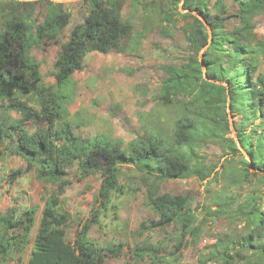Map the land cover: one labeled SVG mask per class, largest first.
I'll return each instance as SVG.
<instances>
[{
  "label": "trees",
  "instance_id": "16d2710c",
  "mask_svg": "<svg viewBox=\"0 0 264 264\" xmlns=\"http://www.w3.org/2000/svg\"><path fill=\"white\" fill-rule=\"evenodd\" d=\"M127 1L83 0L88 14L60 46L52 88L30 49L55 39L71 14L51 0H0V110L20 115L9 128L0 124V151L22 161L11 171L12 181L35 170L44 191L36 234V208H0V262H20L28 251L26 264H104L108 253L119 257L122 244L101 246L90 230L116 208L114 199L145 193V205L160 215L151 227H170L176 249L190 235L198 251L203 224L229 220L233 234L204 245L210 253L198 264H264V40L255 23L264 0H235V15L226 0H183L185 12L181 0H130L131 14L124 19ZM42 3L48 6L45 22L35 26L24 10ZM138 13L146 30L166 29L172 36L183 31L189 55L180 66H161L166 78L153 96L155 106L139 114L147 135L125 148L107 135L81 138L62 122L73 75L88 54L118 51L124 41L130 45ZM231 19L235 24L228 27ZM135 38L141 40L140 34ZM189 178L223 186V203L214 210L206 205L197 225L186 197L160 194L164 183ZM246 188V196L237 194ZM86 194L87 217L71 206ZM142 258L139 253L137 260Z\"/></svg>",
  "mask_w": 264,
  "mask_h": 264
},
{
  "label": "rangeland",
  "instance_id": "374dc122",
  "mask_svg": "<svg viewBox=\"0 0 264 264\" xmlns=\"http://www.w3.org/2000/svg\"><path fill=\"white\" fill-rule=\"evenodd\" d=\"M51 1L64 4L63 11L71 14L70 22L58 31L55 39L47 41V44L35 43L30 52L41 65L45 83L55 88V62L60 46L68 41L73 27L83 21L88 14L89 6L83 0ZM225 2L229 13L235 15L238 11L235 0ZM182 4L183 0L179 3V7L185 12ZM47 12V4L42 3L34 9L24 10V16L29 14V20L37 26L45 22ZM130 14L131 3L128 0L122 10L123 18L128 19ZM140 20L141 13H138L134 19L133 34L129 38L130 45L124 41L118 51L109 54L90 53L86 56L84 68L74 73L68 88L72 98L69 114L65 115L62 122L68 124L70 129L81 138L107 135L112 140H119L122 148H125L131 140L147 135L139 114H149L155 106L153 96L166 78L161 66H180L188 57L190 49L183 31L179 29L172 36L166 29L146 30ZM233 20L228 22V27L235 24ZM4 21L0 18V27ZM255 23L259 38L264 40V13L255 18ZM178 26L181 27V24ZM137 34L141 37L139 41L135 38ZM19 118L20 115L15 112L0 110V124L4 127L9 128L13 120ZM232 136L236 138L234 130ZM240 149L251 161L245 150L242 147ZM219 153L216 150L215 155L218 156ZM215 155L212 156L216 158ZM21 166L22 161L19 158L8 157L0 151V208L14 206H19L21 209L36 208L34 228L36 234L44 207L41 201L44 191L35 170L12 181L11 171ZM75 173L74 167L70 171V177L74 178ZM249 189L239 190L237 194L244 197ZM222 191L223 186L220 182L209 184L208 180L199 182L195 178H189L164 183L160 194L186 197L189 206L198 217L197 225L204 219L201 211L206 205L214 210L223 203V200L219 199ZM84 196L86 200L79 197L71 203L73 213H83L85 216L89 211L90 195ZM145 196V193H139L114 199L116 208H111L104 213L98 223L93 224L89 236L99 245L107 247L122 244L123 249L119 257H113L108 253L104 264H198L201 256L206 257L210 253V249H202L204 245L215 242L226 232L233 234L229 220L224 216L213 219V223L203 224V243L198 248L199 252L193 247L190 235H187L182 245L176 249L177 236L172 235L170 227L166 230L151 227L152 223L159 220L160 215L145 205ZM242 200L238 201L242 202ZM76 223L77 220L72 222V228H75ZM168 235H172V239L165 238ZM139 253H143V258L138 261ZM29 255L30 251L20 262L11 258L0 264H26ZM216 264L219 262L216 261Z\"/></svg>",
  "mask_w": 264,
  "mask_h": 264
}]
</instances>
